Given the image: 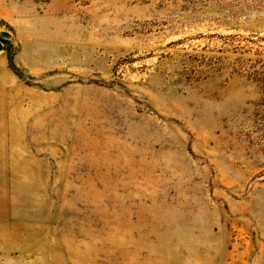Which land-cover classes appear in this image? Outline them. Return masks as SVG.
Returning <instances> with one entry per match:
<instances>
[{"label":"rangeland","instance_id":"374dc122","mask_svg":"<svg viewBox=\"0 0 264 264\" xmlns=\"http://www.w3.org/2000/svg\"><path fill=\"white\" fill-rule=\"evenodd\" d=\"M0 41V264H264V0H0Z\"/></svg>","mask_w":264,"mask_h":264},{"label":"water","instance_id":"95a60500","mask_svg":"<svg viewBox=\"0 0 264 264\" xmlns=\"http://www.w3.org/2000/svg\"><path fill=\"white\" fill-rule=\"evenodd\" d=\"M1 35H3V36H7V34L6 33H4V32H1ZM2 48V44H1V41H0V49Z\"/></svg>","mask_w":264,"mask_h":264}]
</instances>
